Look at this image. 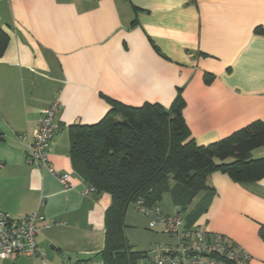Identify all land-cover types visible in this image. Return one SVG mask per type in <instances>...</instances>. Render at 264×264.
I'll return each instance as SVG.
<instances>
[{
  "label": "crops",
  "instance_id": "obj_1",
  "mask_svg": "<svg viewBox=\"0 0 264 264\" xmlns=\"http://www.w3.org/2000/svg\"><path fill=\"white\" fill-rule=\"evenodd\" d=\"M0 46V208L14 219L44 217L36 240L47 264L104 263L112 197L88 190L71 156V126L99 123L110 101L169 109L179 91L199 146L264 123V0H3ZM54 97L62 129L51 147L52 175L27 155ZM262 157L264 147L252 152ZM207 184L211 190L182 212L186 228L222 234L249 264H264V179L240 184L218 171ZM170 198L174 209L158 204L166 216L179 212Z\"/></svg>",
  "mask_w": 264,
  "mask_h": 264
},
{
  "label": "trees",
  "instance_id": "obj_2",
  "mask_svg": "<svg viewBox=\"0 0 264 264\" xmlns=\"http://www.w3.org/2000/svg\"><path fill=\"white\" fill-rule=\"evenodd\" d=\"M110 104L99 123L69 130L71 156L85 181L112 197L101 252L105 264H144L148 252L135 251L124 232L126 213L137 201L152 208L170 193L182 213L199 193L211 190L207 181L214 172L240 184L264 179V157L252 158L254 150L264 147L263 122L199 146L184 120L180 91L169 109L152 103Z\"/></svg>",
  "mask_w": 264,
  "mask_h": 264
},
{
  "label": "built area",
  "instance_id": "obj_3",
  "mask_svg": "<svg viewBox=\"0 0 264 264\" xmlns=\"http://www.w3.org/2000/svg\"><path fill=\"white\" fill-rule=\"evenodd\" d=\"M3 0H0L2 2ZM61 109L60 99L53 100L41 112L38 127L31 137L28 147L27 163L36 165L40 170L55 175L50 161L51 147L62 126L56 116ZM59 182L66 186L68 174L57 176ZM89 191H96L88 186ZM134 206L137 211L150 217L149 228L154 229L162 224V232L172 238L175 243L157 246L147 253L144 264H249L251 257L243 249L231 244L225 236L210 233L198 225L187 229L185 218L178 212L173 216L161 213L156 205L152 208L137 201ZM36 213L14 219L0 208V260L22 255L47 264L45 252L38 245L36 223L43 221ZM62 264H104L97 260L75 259Z\"/></svg>",
  "mask_w": 264,
  "mask_h": 264
},
{
  "label": "rangeland",
  "instance_id": "obj_4",
  "mask_svg": "<svg viewBox=\"0 0 264 264\" xmlns=\"http://www.w3.org/2000/svg\"><path fill=\"white\" fill-rule=\"evenodd\" d=\"M164 205L171 209L173 208L169 193H166L161 199L160 206L163 207ZM127 216L128 222L125 223V234L129 243L135 246L134 248L136 250H145L149 252L158 245L166 246L175 243L172 238L161 232L162 224L159 223L156 226L157 229L159 228L158 230L154 228L156 231H151L148 225V218L150 217L138 212L134 205L130 206Z\"/></svg>",
  "mask_w": 264,
  "mask_h": 264
}]
</instances>
